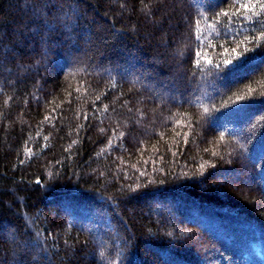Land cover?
<instances>
[{"label": "trees", "instance_id": "1", "mask_svg": "<svg viewBox=\"0 0 264 264\" xmlns=\"http://www.w3.org/2000/svg\"><path fill=\"white\" fill-rule=\"evenodd\" d=\"M216 3L0 0V264H264V16Z\"/></svg>", "mask_w": 264, "mask_h": 264}, {"label": "snow or ice", "instance_id": "2", "mask_svg": "<svg viewBox=\"0 0 264 264\" xmlns=\"http://www.w3.org/2000/svg\"><path fill=\"white\" fill-rule=\"evenodd\" d=\"M222 2L225 5H228L229 8H234L235 11L230 10H224L221 8V11L216 13L212 23L209 25V27L214 28L215 25L221 23L222 17H228V22L224 24L225 30H227L228 24L235 23V20L233 18H241L244 17L248 20H251L253 17L259 18L261 16H264V0H222ZM221 0H217L216 7H220ZM243 10V11H241ZM247 14V15H246ZM259 22L264 23V20H260ZM199 23V22H198ZM260 38H264V32L260 33V37H253V40H258ZM247 39V38H246ZM241 44L245 43V41H240ZM239 47V45L237 46ZM227 51V50H226ZM253 51V49L245 47L244 52H238L237 48H232L231 52L228 54V58L223 60V64L225 67L233 65L234 61L239 62L240 58L245 55L246 52ZM235 54V55H233ZM197 57L201 56L200 52L196 53ZM195 64L198 66L200 64V60L197 59L195 61ZM218 67V65H217ZM233 68H229V71H232ZM251 89L249 90V95H251ZM238 100L245 99L244 96H238ZM207 111V109H205ZM223 139V137H221Z\"/></svg>", "mask_w": 264, "mask_h": 264}]
</instances>
